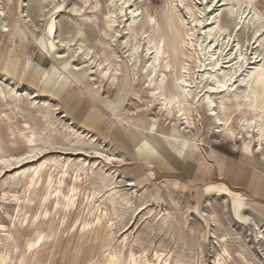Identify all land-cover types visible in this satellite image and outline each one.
Wrapping results in <instances>:
<instances>
[{
  "label": "rangeland",
  "instance_id": "obj_1",
  "mask_svg": "<svg viewBox=\"0 0 264 264\" xmlns=\"http://www.w3.org/2000/svg\"><path fill=\"white\" fill-rule=\"evenodd\" d=\"M211 1L134 0L123 14H113L117 21L109 28L106 14L113 6L108 0H90L94 9L81 13L74 9L84 0H0L8 24L20 35L13 46L19 57L14 79L19 101L0 84V264H264V133L259 131L264 127V28L252 39L255 28L264 27V0H227L217 8L216 26L229 22L230 34L237 16L227 17L228 9L236 2L259 17L254 22L249 16L233 34L232 53L260 57L257 63L237 65L243 75L230 89L228 112L219 108L228 96L223 91L210 93L213 111L208 93L195 98L196 86L213 82L201 56L187 62L185 85L191 96L180 97L166 113L153 89L165 96L177 91L181 71H168L163 61L153 65L143 47L140 60L132 63L120 44L131 9L139 22L149 23L145 35L135 34L142 45L163 26L166 39L175 27L182 42L190 29L202 38L216 9L207 8ZM9 47V38L0 33V55ZM101 50L117 52L116 85L100 83ZM181 50L184 60L200 56L188 44ZM55 52L67 60H55ZM34 54L51 67L30 90L22 80ZM220 64L222 70L232 66ZM161 75L164 81L158 83ZM70 88L78 96L73 115L58 102ZM30 92L39 98L28 99ZM237 97L250 98L254 109L232 116ZM44 103L54 114L47 117L38 109ZM83 106L101 116L91 130L78 123L85 118ZM96 117L91 114L87 121L94 123ZM243 118H255L257 128L241 131ZM150 124L160 137L151 133ZM149 140L158 147L167 142L169 158L181 161L177 156L187 153L190 175L170 163L158 168L155 156L141 150ZM78 149L83 155H75ZM19 161L25 162L22 167L5 170Z\"/></svg>",
  "mask_w": 264,
  "mask_h": 264
},
{
  "label": "bare ground",
  "instance_id": "obj_2",
  "mask_svg": "<svg viewBox=\"0 0 264 264\" xmlns=\"http://www.w3.org/2000/svg\"><path fill=\"white\" fill-rule=\"evenodd\" d=\"M108 1H110V3L113 6L112 9L106 14L107 18H108L107 25L110 28L111 25L116 23V21H117L115 19V17H113V14H123L126 6L131 4L134 0L133 1L132 0H108ZM174 1L179 2L180 5H183L185 2V0H174ZM118 3H120V4H118ZM179 3H177V4H179ZM91 4H90V0H84L83 7L82 8H75L74 11L76 13H81V11H84L85 9H87V10L94 9L93 7H91L92 6ZM226 5H227V0H212L210 5L207 6V8H213L214 7L216 9H214L213 12L210 15H208V17H207V21L209 22V24H207L208 26L202 28L203 32H204V35L202 36V38L201 37L195 38V34H194L193 29H190L187 32H185V30H184L183 32H185V38L182 39L183 40V42H182V41H180V39H181L180 31L181 30H179L178 27H175L173 37L171 39H166L165 27L163 26L158 31V36L155 39L150 40L146 45H142L139 41H137L138 39L136 40L135 34L139 31L142 33V35H145L146 34L145 30H146V27L149 23L148 22H139V16L136 13V10H132V9L130 10L131 14H130V17L128 18V20L126 21V24L124 27V36L121 38V42H120V44L122 46L127 47V52L129 54L130 61L132 63H137L140 60V51L143 47L145 52H147L148 54H151L152 57H151L150 62H152L153 65L158 64L161 61H163V67L165 69H167L168 71L171 69H173L174 73H178V70L181 71V75L177 76V78L175 80L174 86L177 89V91L171 92L169 95L165 96L159 91L157 86L153 89L154 93L158 94L159 97L161 98V100L163 102L162 106L165 108L166 113L170 114V111H173L172 110V108L174 107L173 105L178 103V101L180 100V97H182L186 101V97L191 96V93L189 92L190 89L188 90V88H187L189 86L185 85L186 74H187L186 72H188L187 71L188 70L187 69L188 60L198 62V61L202 60L201 59V56H202V58H203L202 61L206 64V66L208 64V66L211 68V72L208 74L207 79H208V81H211V82L213 81L212 85H208V86H206V88L205 87L200 88V87L196 86L195 98L201 96L202 93H205V92L208 93V95L206 96V99L209 103L210 111H213L214 100H213L212 96H210V93H213L215 90H217L218 92L223 91L226 94H228V96L225 97L220 102L221 106L219 108L221 110H223L224 112H228L231 109L227 104V102H229V100H230L229 99L230 89L235 86L236 78H240V76L243 75L242 73L239 74L240 71L239 72L237 71V69H236L237 65L238 64H244V63H246V61L248 62V60H251L253 63H257L259 61L260 56L254 55L250 59L247 57L245 58L243 55H241V54L238 55V53H236V52L232 53V51H235V49H234L235 47L231 48V44L233 43V40H232L233 34L237 31H239L243 27L244 20L247 19L249 16H251V21L257 22L259 20L258 15H256L252 10L248 9L247 7L244 8L243 6H241L239 1L236 2L232 8L228 9V16L227 17L231 18V16H233L234 14H236V16H237L236 26H235L233 32L230 34V33H228V26H229L228 23L229 22H226V25L224 23V26H220V25L216 26L217 19H218L216 12L219 11L217 8H221V7H224ZM191 7L187 6V10L192 13ZM202 11L203 10H198L199 15H202ZM205 13H206V11H205ZM111 14H112V16H110ZM92 17H94V16H92ZM199 22H200L199 20L196 21V23H199ZM151 23H153L152 20H151ZM167 25H169V24H167ZM196 26H198V25H196ZM166 27H168V26H166ZM150 28L152 29V28H154V26H151ZM199 28H200V26H199ZM262 28H264V27H262L261 25H258L255 28L254 34L252 37L253 40L257 39L258 38L257 35L263 32ZM167 30L169 31V27ZM80 31H81V29L78 30V32H77L78 35L80 34ZM0 33L5 35L7 38H9V41H10L9 49H13L14 44L16 45L15 40L17 37H20V35L18 34L19 32L17 33L15 31V29H12L10 27V25L8 24L4 8L1 7V5H0ZM32 35H34V34L32 33ZM131 37H133V40H130ZM166 40L168 41V43H167L168 51H165V48H166L165 41ZM187 44H188V46L190 45V47L191 46L194 47V51L197 53V55H200V56L199 57L187 56L188 57L187 60H184L183 58H181V56L184 57V55H185L182 52L181 47L183 45H187ZM254 44H257V43H254ZM9 49L6 52H2L0 55V84L5 86L6 94H8L10 97H12V100L14 102H18L19 101L18 98L20 97L19 92H18L19 91L18 85L15 84L16 82L14 79H10L7 76L2 74V65H3V62L6 58V56H7V52L9 51ZM89 49H91V48H89ZM168 52H170V55L168 57L164 58L163 55L167 54ZM224 53H226V54L224 55ZM189 54H191V53H189ZM232 54L234 56L233 61H236L235 63L233 62V64H232V60H230V56H232ZM53 55H54V59L57 61L67 60V58L60 56L58 54V52H55ZM99 57H100V62H101L99 64V66L101 68L99 71L98 78L100 80V83H103L104 81H110L116 85V82H118V80H119L118 76L121 73V66H120V64H118V61H117V57H118L117 52L113 50L111 53H106V51L101 50L99 53ZM177 61H179V62H177ZM225 61L231 62L232 66H230V68H228V70H222V69H220V67L218 68V66L221 65L220 63L225 62ZM201 64H202V62H201ZM197 65H198V63H197ZM61 68L63 69L62 66H61ZM233 69H235V72L233 71ZM218 71L221 72V76L219 74H218L219 76H217ZM237 76H239V77H237ZM162 77H165V76L161 75L158 77V79H157L158 83H161L164 81V80H162ZM204 78H205V76H204ZM165 85L166 84L164 83V86ZM201 89H202V91H200ZM27 97H28V99L31 100V99L39 98V95H37L36 92H30L27 95ZM235 102H236V104H235L236 109L233 112L231 111L233 114L232 116L247 113L244 111H250L251 108L254 107V102L250 101V98L244 100L241 97H237V100ZM256 102H255V104H256ZM38 109H40V111H42L44 113V115L47 117L54 114V112L52 110H50V107L45 105V103L42 107H39ZM177 109H178V112L184 111L179 106H177ZM189 111H190V109L187 106L185 112H189ZM118 114H119V111L116 115H118ZM255 120H256L255 118H252L251 120H247L245 118L240 119L239 120V122L241 121L239 124L240 128H241L240 130L245 131L248 129L257 128V122ZM186 121H187L186 123H189L188 119ZM153 128H154L153 125L150 124L149 130L151 131L152 134H155L152 131ZM259 131L261 133L262 132L264 133V127H261L259 129ZM155 135H158V134H155ZM175 138H178V137H175ZM229 140H231V139H229ZM145 143L150 147L151 150H154L155 152H159L168 158L170 157V155L168 153H171V150L169 148L166 149L168 152L167 153L168 155H167L165 152V147H166L167 142H165L164 140H163V143L159 147H158V144H156V143L153 144L154 142L152 143L151 141L145 142ZM194 145L195 144H193V146ZM83 153L84 152H82V150H80V149L75 151V155H83ZM33 161H34V159L31 158L28 161V163H31ZM23 163H25V162L24 161L15 162L9 166H6L5 170H7V172H9V171L18 169V168L22 167ZM262 187H263V185H261V189H262Z\"/></svg>",
  "mask_w": 264,
  "mask_h": 264
},
{
  "label": "crops",
  "instance_id": "obj_3",
  "mask_svg": "<svg viewBox=\"0 0 264 264\" xmlns=\"http://www.w3.org/2000/svg\"><path fill=\"white\" fill-rule=\"evenodd\" d=\"M48 60V59H47ZM44 59V57L39 56V54H34L31 58V66L28 69L27 73L25 74V76L23 77V81L26 82V84H24L23 86L30 89V90H35V88L38 87L44 73L45 70L47 69V67H51V65L49 66V61H47ZM18 64H19V57L18 55L15 53V51L13 49H9V51L7 52V56L3 62L2 65V74L7 76L10 79H15L17 76V72H18ZM38 68V69H37ZM72 88L67 89L66 91L63 92V94L60 96V100L58 101L60 104L62 103L64 108H67V110H69V114L73 115L72 111L74 110V103L76 101V99L78 98V96L76 95V90H72ZM84 113L85 118L83 119H79V122L82 125V128L84 129H88L91 130L93 129L92 126H95L101 119L100 114L95 111L94 109L91 111L90 107L89 109H86L85 106L82 107V109L80 110ZM91 114H94L96 117V120L94 121V123H90L88 120V118L90 117ZM80 116V115H79ZM76 119H78V117H76ZM74 122V121H73ZM75 123V122H74ZM89 125V126H88ZM169 149L171 150V147L168 146ZM142 152L147 151L148 155H153L155 156V160L158 163V168H162L164 169V167H166L167 165L172 164L174 166V169L176 170V172H179L180 174L184 175L185 177L189 176L190 174H188V166H186V164L189 162V160L187 159V153H182V155H178L177 158H168L164 155H162L159 152H155L154 150H151L149 146L147 145H142L141 147ZM171 155L172 150H171ZM147 155V156H148ZM171 161V162H170ZM188 165V164H187ZM159 171V170H158ZM160 172V171H159Z\"/></svg>",
  "mask_w": 264,
  "mask_h": 264
}]
</instances>
